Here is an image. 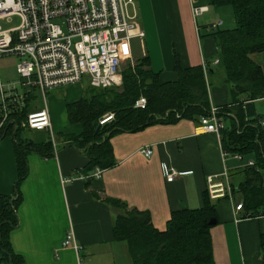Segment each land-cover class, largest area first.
I'll use <instances>...</instances> for the list:
<instances>
[{"label": "crops", "instance_id": "1", "mask_svg": "<svg viewBox=\"0 0 264 264\" xmlns=\"http://www.w3.org/2000/svg\"><path fill=\"white\" fill-rule=\"evenodd\" d=\"M133 2L145 33V56L149 68L160 73L159 83L177 80L175 55L184 68H208L207 83L217 71L223 74L216 40L208 36L210 32L206 27L226 13L227 8L208 5V0H196L197 6H208L209 9L194 22L190 0ZM225 23L229 24L227 17ZM249 59L264 71V52L250 54ZM215 61L219 63L214 64ZM225 84L208 88L209 105L223 106L231 101L230 87ZM85 88L80 83L64 89H50L48 101L41 93L43 101L33 107V92L24 88L19 90L29 94L26 113L48 110L56 148L64 143L61 135L82 132L80 125L69 123L66 105L84 99ZM252 112L256 120L264 115V99L253 103ZM198 127L199 120L182 119L173 124L150 125L134 133L114 134L110 143L115 164L109 169H101L100 178L91 180L88 188L82 172L88 159L77 148L65 146L49 159L28 155V176L20 185L19 225L10 233L14 254L25 264H132L126 243L113 240L112 227L118 212L105 200L148 212L152 226L164 231L174 212L204 206L207 176L220 175L226 169L233 190H238L241 171L246 166L229 170L228 158L238 160L229 153L224 157L220 137L198 132ZM36 132L39 133L35 139H24L37 144L53 143L49 132ZM144 147L152 149L149 159L140 153ZM161 163L176 170L177 176L172 182H166ZM70 177L75 180L62 183ZM16 179L13 138L4 137L0 139V195L11 196ZM238 196L233 193L235 204L242 201ZM211 203L216 210V224L210 229L214 264H264L261 251L264 216L236 222L240 214L234 212L231 202L216 199ZM70 229L79 251L62 246Z\"/></svg>", "mask_w": 264, "mask_h": 264}, {"label": "trees", "instance_id": "2", "mask_svg": "<svg viewBox=\"0 0 264 264\" xmlns=\"http://www.w3.org/2000/svg\"><path fill=\"white\" fill-rule=\"evenodd\" d=\"M208 5L230 7L234 27L229 30L210 32L221 56L224 82L230 87L231 101L217 106L224 118L220 141L224 152L251 155L254 165L241 171L238 193L243 207L242 216L254 218L264 216V127L254 118L253 103L264 99V71L249 59L253 53L264 52V0H208ZM208 7V6H207ZM219 63V61H218ZM174 71L177 80L159 83L160 73L149 68L145 57L137 59L133 67L122 71L119 88H85V98L66 105L70 124L82 128L79 135H61L63 145L34 143L21 137L26 130L19 126L25 118L30 98L26 99L24 111L13 124L6 126L1 134L13 138V150L17 179L11 196L0 195V264H25L14 254L10 245V233L19 225L18 208L22 202L21 183L28 176L30 154L44 159L53 158L56 151L71 146L80 150L88 159L82 169L85 175L94 169H109L115 161L110 140L119 132L134 133L154 124H173L182 119H197L207 114L209 96L206 68L200 66L184 68L175 55ZM145 98L144 109L135 108L136 102ZM113 114V120L100 126L105 114ZM92 179L86 182L89 187ZM96 197V194H92ZM200 209H183L174 212L164 231L156 230L148 212L129 209L117 201L105 202L118 213L115 217L113 240L125 242L132 264H214L212 241L208 224L216 220L215 205L207 193ZM261 251L264 259V235L261 236Z\"/></svg>", "mask_w": 264, "mask_h": 264}, {"label": "built area", "instance_id": "3", "mask_svg": "<svg viewBox=\"0 0 264 264\" xmlns=\"http://www.w3.org/2000/svg\"><path fill=\"white\" fill-rule=\"evenodd\" d=\"M190 8L194 22L209 9L197 6L196 0H190ZM15 20V26L9 29L2 27V23L12 25ZM221 26L222 21L214 20L206 28L215 32ZM144 38L133 0H0V59L15 58L21 87L37 88L43 96L53 88L80 84L83 78L93 88H119L123 69L134 66V41L139 40L141 56L146 55ZM203 71L206 73L205 67ZM20 89L15 84L5 89L0 82V134L6 126L13 124V130L17 128L14 120L24 111L29 97ZM146 103L145 98H140L135 108L144 109ZM25 115L19 126L26 130L49 132L55 148L48 110L44 108ZM113 117L111 113L105 114L99 125L111 122ZM258 123L264 127V115ZM224 125V118L218 114L217 107L210 105L207 114L199 118L197 131L212 133L219 138ZM140 153L149 159L152 149L144 147ZM223 156L227 153L224 152ZM233 158L242 160L239 154H234ZM253 165L250 160L246 167ZM160 169L168 183L177 176L176 170L166 163H161ZM101 173L102 170L96 168L83 178L98 179ZM73 180L75 178H66L62 183ZM206 185V193L211 200L227 199L233 204L234 212L240 214L236 222L244 218L242 203L235 204L234 190L226 169L220 175L207 176ZM62 246L80 250L72 229L65 234Z\"/></svg>", "mask_w": 264, "mask_h": 264}, {"label": "rangeland", "instance_id": "4", "mask_svg": "<svg viewBox=\"0 0 264 264\" xmlns=\"http://www.w3.org/2000/svg\"><path fill=\"white\" fill-rule=\"evenodd\" d=\"M224 8H227L226 9L227 10L226 13L220 15V17H218L216 20L222 21V26L219 28L220 30L221 29L222 30L223 29L229 30V29H232L234 27L232 15H231V14H233V12H232V9L230 7L229 8L228 7H224ZM226 17H227L230 25L229 24L227 25L225 23V18ZM223 23H225V24L223 25ZM16 24H17V20H15L12 25H4L2 23V27L5 28V29H9V28L15 26ZM134 45H135V47H134V64H135V61L137 59H141L142 58V56H141L142 51H141V45H140L139 40L134 41ZM16 64H17V60L15 58L3 57V58L0 59V82H1V84L4 86L5 89L8 86L11 87L12 84H15V86L18 89L24 88L25 91H32L33 94L35 95V97L31 101L32 107L40 105L41 102L43 101V99H42L43 96H42L41 92L37 88H27V87H24V86L21 87L20 82H19V77L17 76V73H16ZM222 75L218 71L213 75V78L211 79L210 83H208L209 84V86H208L209 90L211 88H214L216 86V84H218V83L225 84ZM81 84L83 85V87L87 86L86 78H83ZM64 88L65 87H63V89ZM48 92L46 93V100L47 101H48V96H49ZM38 133L39 132H36V131L24 130V131L21 132L20 135H21L22 138H28V139L33 140V139L36 138L35 135L38 134ZM42 133L44 134V137L46 138V134L44 132H42ZM7 137H11V135H8ZM250 158L252 159V157H249V156H242V160L241 161H232V158L229 157L228 160H227L228 169L232 170V169H235L237 167H244L251 160ZM238 197L240 198V196H238Z\"/></svg>", "mask_w": 264, "mask_h": 264}, {"label": "water", "instance_id": "5", "mask_svg": "<svg viewBox=\"0 0 264 264\" xmlns=\"http://www.w3.org/2000/svg\"><path fill=\"white\" fill-rule=\"evenodd\" d=\"M99 128H100V125H98L97 130H99ZM4 137H5V135L2 136V138H4ZM208 224L210 226H214L216 224V220L215 219H210Z\"/></svg>", "mask_w": 264, "mask_h": 264}]
</instances>
